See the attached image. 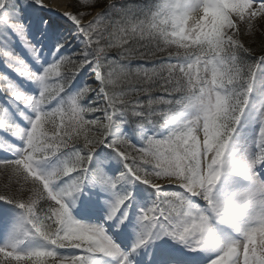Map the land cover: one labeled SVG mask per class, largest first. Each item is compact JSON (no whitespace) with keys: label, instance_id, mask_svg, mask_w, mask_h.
Listing matches in <instances>:
<instances>
[{"label":"rangeland","instance_id":"obj_1","mask_svg":"<svg viewBox=\"0 0 264 264\" xmlns=\"http://www.w3.org/2000/svg\"><path fill=\"white\" fill-rule=\"evenodd\" d=\"M72 1L66 0L63 19H56L59 12L44 10V4L52 6L55 0L0 1V160L4 161L0 166L10 162L37 178L46 200L59 205L41 216L27 205L28 213L17 210L15 217L0 219V252L12 261L32 256L38 261L44 258L41 264H92L79 258V246L87 245L93 252L103 246L94 232L74 224L80 221L78 214L93 213L81 204H91L100 194L103 199L98 204L119 213L120 227L111 225L121 238L128 232L139 235L140 225L145 224L171 254L195 259L205 241V234H199L203 225L192 224L197 214L205 209L215 225L220 221L229 225L257 195L255 187L241 183L232 200L226 190L233 174L247 173L246 165L256 151L264 158V59L252 69L251 86L243 93L245 112L229 132L240 111L241 92L236 88L231 103L234 55L226 53L229 39L224 29L235 28V36L243 40L261 30L264 35V0H213L205 26L189 22L182 11L171 10L166 0H157V32L169 35L185 53L188 48L195 52L205 48L202 54H186L183 63L204 65L208 87L186 105L162 115L160 124L140 126L128 122L125 112L111 108L101 85L100 64L89 58L90 44L81 26L100 8L81 17L84 11L75 12ZM73 49L84 59L81 70L62 72L58 68L62 57L70 67L77 61L75 50L69 53ZM81 106L88 117L73 116L72 130L100 144L89 148L84 144L71 152L52 147L44 138L42 124L57 120V136L63 138L69 128L64 127L63 109L74 113ZM133 113L139 114L137 109ZM152 136L156 140L147 141ZM168 173L195 186L194 192L149 189L152 181L140 176ZM235 239L231 234L227 243L233 245ZM237 240L241 244L238 264H260L255 241L264 240L263 214L254 216ZM237 256L235 250L226 264H236ZM171 264L183 263L172 260Z\"/></svg>","mask_w":264,"mask_h":264},{"label":"trees","instance_id":"obj_2","mask_svg":"<svg viewBox=\"0 0 264 264\" xmlns=\"http://www.w3.org/2000/svg\"><path fill=\"white\" fill-rule=\"evenodd\" d=\"M72 3L75 12H85V14L82 12L81 17L88 16L97 8L102 9L88 23L81 26L82 34L90 44L89 58L97 60L100 64L101 85L109 105L115 110L125 112L127 121L132 125L160 124L162 115L188 103L191 98L208 87L206 84L208 75L203 68L204 65L202 67L200 62L194 66L183 63L186 54L192 56L202 54L205 48L198 52L188 48L185 53L169 35L157 32L155 27L158 19L157 0H116L111 3L109 0H73ZM224 32V37L227 36L229 39L225 45L226 53L234 55L231 103L236 88L241 92L240 111L235 116L230 128L232 130L246 102L247 97L243 93L250 86L252 69L264 59V35L261 30L253 34L250 40H243L235 36L236 29L233 27H226ZM74 50H69V53ZM72 54L77 55L73 56L76 57V63L70 67L66 64L67 59L62 57L58 63V68L62 72L67 70L70 74H76L81 70L84 59L78 50ZM238 77L239 80H235ZM134 109H137L139 114H134ZM63 113L68 117L64 121V127L69 126L64 132L65 137L57 136V120H48L42 124L44 138L52 147L59 146L62 147V152H71L74 147L84 144L86 148L100 144V140L85 139L86 137H81L78 132L72 130L73 116L82 113L88 117L85 107L81 106L74 113L64 108ZM134 132L137 133L135 130ZM154 140H156L154 136L147 139L149 142ZM116 147L123 153H128L125 146L117 144ZM67 156L71 158L68 153ZM75 161L81 162L76 156ZM73 162L74 160L71 164ZM162 163L165 165V162ZM84 168L86 166H83L82 170ZM140 176L151 181L164 180L168 177L182 179L176 173ZM37 180L26 172L19 171L10 162L8 166H0V199L22 207L25 212L33 207L39 216L43 215L44 210L53 211L57 209L56 207L59 208L56 202L46 200L42 186ZM44 260L40 258L38 261L35 257L29 256L26 259L12 261L6 253L0 252V264H41Z\"/></svg>","mask_w":264,"mask_h":264},{"label":"bare ground","instance_id":"obj_3","mask_svg":"<svg viewBox=\"0 0 264 264\" xmlns=\"http://www.w3.org/2000/svg\"><path fill=\"white\" fill-rule=\"evenodd\" d=\"M166 2L174 12L182 11L189 22L202 23L204 26L209 23V10L213 0H166ZM65 4L66 0H55V4H52V6L44 4L43 7L44 10L51 13L59 12L56 19H63L61 11L65 9ZM246 170L248 174L238 172L233 174L226 190V195L231 200L238 195V183L243 186L251 185L253 188L255 187L257 193L255 198L250 199L242 208L238 219H230L228 227L236 238L232 242L233 245H229L221 237L222 235L218 233L217 226L204 214L205 209H202V212H204L202 214L205 217H202V214L199 213L192 223L194 225H203V229L199 234L201 237L205 234V241L201 245L203 246L202 250L195 259L182 258L177 255L172 256L169 250L160 244L152 247L150 241L158 236H154L150 227L145 224L140 225L139 235L136 232H128L123 239L115 230L113 231L111 225L120 227L119 213L116 214L112 212L114 210H109L105 205L98 204L103 197L97 194L91 199V204H81L83 207L90 208L93 213L78 214L80 221L74 225H76V228L79 226L81 230L94 232L95 237L101 242L103 248L93 252L87 245L81 244L79 246L81 248L79 258L92 264H171L172 260L183 264H194L198 260L197 263L226 264L233 260L234 252L237 250L239 256L236 257L235 263L238 264L240 262L241 244L237 239L241 238L243 228L249 227L250 221H252L254 216L256 217L258 214H263L264 216V158L261 152H255V157L247 163ZM253 171L254 175H250ZM150 185L156 190H161L166 185H183L190 193L195 190V186L181 183L174 178L150 182ZM199 205L202 204L200 203ZM147 243L150 244L148 245ZM91 245L97 247L94 242H91ZM256 248L258 249L260 264H264V240H256ZM61 264L71 263L64 262Z\"/></svg>","mask_w":264,"mask_h":264},{"label":"water","instance_id":"obj_4","mask_svg":"<svg viewBox=\"0 0 264 264\" xmlns=\"http://www.w3.org/2000/svg\"><path fill=\"white\" fill-rule=\"evenodd\" d=\"M162 189H170V190H176V189H183V187H181L180 185H166V186H163Z\"/></svg>","mask_w":264,"mask_h":264}]
</instances>
